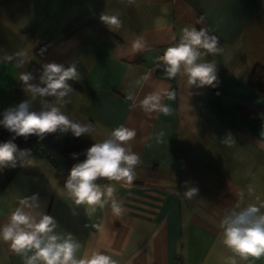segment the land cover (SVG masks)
Listing matches in <instances>:
<instances>
[{
	"label": "crops",
	"instance_id": "0c3cea01",
	"mask_svg": "<svg viewBox=\"0 0 264 264\" xmlns=\"http://www.w3.org/2000/svg\"><path fill=\"white\" fill-rule=\"evenodd\" d=\"M105 13L122 26L111 30L100 20ZM193 26L217 35L224 49L204 58L216 63L217 86L188 87L186 78L169 79L157 68L156 58ZM138 36L146 44L140 53L132 48ZM40 46L46 53L36 60ZM20 50L28 53L23 64L15 57ZM33 61L41 68L75 62L81 79L69 81L75 92L62 111L93 124L92 136H80L92 144L119 126L135 129L140 164L130 187L116 183L125 209L119 218L110 203L91 215L75 206L44 157L4 168L0 226L21 199L38 193V211L54 217L58 234L80 242L78 256L102 251L118 264H227L233 253L222 243V218L237 205L264 203V115L251 120L235 108L243 97L264 109V95L248 85L254 69L264 68V0H0V119L29 99L20 74ZM148 72L151 79L137 84ZM151 91L171 93L163 100L168 114L139 107ZM43 101H32L31 110L40 111ZM226 134L231 144L222 142ZM189 187L198 189L191 199L183 195ZM237 261L264 264V256ZM0 264H26V257L0 240Z\"/></svg>",
	"mask_w": 264,
	"mask_h": 264
},
{
	"label": "clouds",
	"instance_id": "9594fccd",
	"mask_svg": "<svg viewBox=\"0 0 264 264\" xmlns=\"http://www.w3.org/2000/svg\"><path fill=\"white\" fill-rule=\"evenodd\" d=\"M128 2L131 4L133 0ZM100 20L111 30L122 26V21L117 16L105 13L100 16ZM204 23L203 16L197 18L196 24ZM181 33L178 42L156 58L157 68L169 79L178 76L186 78L188 87L213 85L217 80L216 63L204 58L224 51L219 45L218 36L210 33L206 27L198 30L196 26L184 27ZM132 48L136 53L144 51L146 44L143 37L138 36L133 41ZM27 55L26 50L15 53V57L21 58L19 64H23ZM13 58L12 55H6L4 60L12 61ZM151 76V72L145 73L136 83L142 85ZM34 79L36 78L31 72L20 74V81L26 86L30 97L28 95L29 99L5 109L2 113L0 127L8 131L11 138L0 142V170L15 168L18 164L23 166L24 161L30 159L31 149L19 148L14 142L17 137L27 140L30 136H36L42 141L47 134L56 132H71L77 138L84 134L92 136L95 132L93 124L78 122L62 111L70 103L66 98L75 92L69 81L81 79L75 62L67 67L56 62L45 63L40 70L39 82L32 83ZM166 96L171 98V93L151 91L139 101V107L148 115L153 112L168 114L170 109L163 103ZM38 97H51L54 103L45 100L41 102L40 111H33L32 101ZM127 99L132 100L135 106L136 97L129 94ZM135 137V129L119 126L102 141L95 142L86 149L83 153L85 158L70 169L64 182L66 194L75 206H83L87 215L94 213L97 207L104 208L109 203L114 216L119 218L124 214L122 202L115 197L116 183L130 187L136 179V167L140 164V157L132 147L131 142ZM233 139L231 134H226L222 142L231 144ZM78 157V153L71 154L72 159ZM101 179L109 183L101 186L97 182ZM197 192V188L189 187L183 195L191 199ZM39 208L38 193L25 197L11 212L8 222L0 226V240L8 243L17 255L26 257V264H118V261L102 251L78 256L77 253L82 247L80 242L70 233L58 234L57 221L51 215L38 211ZM262 209L264 203H252L243 208L237 205L222 218V243L233 253L228 257L227 264H238L237 257L246 261L249 257L259 259L264 256Z\"/></svg>",
	"mask_w": 264,
	"mask_h": 264
},
{
	"label": "trees",
	"instance_id": "16d2710c",
	"mask_svg": "<svg viewBox=\"0 0 264 264\" xmlns=\"http://www.w3.org/2000/svg\"><path fill=\"white\" fill-rule=\"evenodd\" d=\"M45 53V46H40L35 52L36 60H39ZM40 70L41 67L37 61H33L30 64L27 72H31L36 78L32 83L39 82ZM217 80L214 82L215 86H217ZM20 85V87H24L22 82ZM248 85L253 91L264 95V68L256 67L254 69L249 78ZM211 89L214 90L213 87ZM43 99L50 102L53 98ZM235 108L239 113L251 120H256L261 115H264V109H261L257 104L243 97L238 98ZM10 138L11 134L3 127H0V142L7 141ZM14 142L21 149H31V157L46 158L54 168L55 176L63 187L70 169L74 164L79 163L85 158L83 155L84 151L92 145L88 140L81 137H74L69 133L62 136L58 134L46 135L42 141L38 140L36 136H30L27 140L23 137H17ZM72 153H78V159H72ZM97 182L102 184L108 181L101 179Z\"/></svg>",
	"mask_w": 264,
	"mask_h": 264
}]
</instances>
